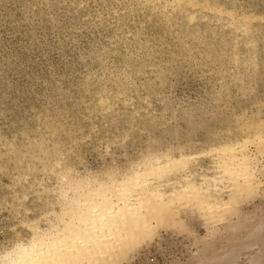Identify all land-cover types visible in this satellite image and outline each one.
I'll list each match as a JSON object with an SVG mask.
<instances>
[{"label": "rangeland", "instance_id": "rangeland-1", "mask_svg": "<svg viewBox=\"0 0 264 264\" xmlns=\"http://www.w3.org/2000/svg\"><path fill=\"white\" fill-rule=\"evenodd\" d=\"M192 2L0 0V253L59 210L42 191L55 174L25 157L34 166L21 179L8 161L31 139L56 141L69 168L102 176L264 121V0ZM49 124L52 138L41 133ZM255 198L231 233L209 236L191 217L198 237L161 231L119 264H264V194Z\"/></svg>", "mask_w": 264, "mask_h": 264}, {"label": "bare ground", "instance_id": "bare-ground-1", "mask_svg": "<svg viewBox=\"0 0 264 264\" xmlns=\"http://www.w3.org/2000/svg\"><path fill=\"white\" fill-rule=\"evenodd\" d=\"M175 1L182 2L184 5H190L191 7H195L194 5H196L192 0ZM55 127V125H45L41 133L48 132L49 137L52 138V135L57 132L58 126L57 128ZM262 127H264V121H260L256 124L252 122L251 125L243 127L245 129L242 130V135L236 139L234 137V140L224 138L226 135L223 133V135H217V141L214 142L213 140H215V137L200 145L192 141L186 145L184 144V146L169 148L163 153L150 154L141 158V160L138 159L139 161L136 163L131 162L132 165L128 168L126 167L121 173L116 172L115 169L112 168V170L110 169L108 173L105 172V175L102 176L94 175L86 170L84 175H79L74 169L72 170L69 168L66 158L63 157V154L59 150V148L61 149L62 147L58 148L57 143H55L56 141L53 139V141H51L52 145L50 144L51 147H47L48 143L45 144L47 141H45L42 136H37L33 141H31V139L26 146L22 145L21 151L13 153L8 161L14 165V169L22 167L24 170V167L28 166L29 168L33 164L22 163V160L25 157H31L30 162H34L35 166L36 164L42 166V171L44 173L51 171L52 174H55V187L48 189V187L45 188L43 186L44 188L42 191L45 194H49V192L53 194L59 210L51 212L50 215L52 217H50V220H47L44 229L37 226V221L36 224H30L28 226V232L30 234L28 240L25 242H17L15 245L11 244L13 247L1 252L0 264H28L30 260L35 259L31 252L33 237L48 236L54 239L59 238V234L66 226V220L71 219V217L66 216V209L68 207H74L77 204H82L85 201L89 204L100 203L107 205V211L104 213L107 219L102 220L99 216L96 217V231L94 232V236L96 237L97 252L103 253L99 255L98 258L107 261L108 264H113L114 261L116 264L122 261L126 262L136 251L150 244L161 231L172 230L175 231V233L177 231L181 234H188V236L190 234L193 237H198L194 236V232V234H192V232L189 233L188 221L191 217L199 219L204 229L203 232L206 231L209 236H213L216 230H218L216 233L219 232L220 227L227 228L226 230L231 233L230 230L234 229H231L233 222H239L240 224L244 216L241 214L242 212H240L242 204L245 201L256 199V196L258 198L260 194H264V189H261L259 179H257L256 189L254 191H249L244 179L246 168L249 163L248 158L249 156L255 155V143L246 144L245 142L255 141ZM45 128L48 130L44 131ZM175 144L177 145V143ZM1 148L2 147H0V149ZM249 148H252L253 151L249 152ZM32 153H36L37 155L33 154L31 156L30 154ZM19 154H21L20 157L16 158ZM180 161H183L182 166L177 163ZM2 162L4 164V161ZM3 164L0 168L4 167ZM53 169H56V171ZM25 170L26 173L19 176L21 179L28 177L29 171L27 168H25ZM136 180L141 181V184H147L148 190H145L143 187L137 189L135 185ZM36 181L37 180H35V182ZM125 181L130 182V186L133 190L138 191L139 195L142 197L146 209L143 216H139V201L133 200L131 204H129L128 201L119 199L113 200L115 189L120 187ZM31 188H33L32 185ZM191 193H198L199 199L192 197ZM113 205L115 206L113 207ZM127 207L134 208L137 213L136 220H133L132 216L127 213ZM149 208H151V211H148ZM44 216L46 217L47 215ZM245 217H243V219H245ZM259 220H261V218ZM146 225L147 228L145 227ZM248 226L252 227L250 225ZM263 226L264 224H262V227ZM250 229L248 230L252 234ZM133 230H135L134 234L136 239H133ZM226 230L223 229L222 231ZM235 231L236 230H234V232ZM252 235L256 236V234ZM249 239H251V237L248 238V240ZM201 243L199 244L201 245ZM194 244L195 243H193V246ZM239 247L240 246H238V249ZM241 247L244 248V244ZM25 249L28 250L27 253L24 251ZM226 250L227 249H225V251ZM257 254L255 253V255ZM227 262L229 261H226V263Z\"/></svg>", "mask_w": 264, "mask_h": 264}, {"label": "snow or ice", "instance_id": "snow-or-ice-1", "mask_svg": "<svg viewBox=\"0 0 264 264\" xmlns=\"http://www.w3.org/2000/svg\"><path fill=\"white\" fill-rule=\"evenodd\" d=\"M245 143H255V155L249 156V163L244 175L246 186L249 191H254L257 179H259L260 187L264 189V127L256 136L255 141H246ZM248 151L252 152L253 149L249 148ZM177 163L182 166L183 161ZM135 185L137 189L143 187L148 190L147 184H141L139 180L135 181ZM191 196L199 199L198 193H191ZM117 199L128 201L129 204L133 200L139 201V216L144 215L146 209L143 199L138 191L133 190L130 182L125 181L115 189L113 200ZM126 210L133 220L137 219V213L133 207H127ZM106 211V204H89L87 201L74 207H68L66 216L71 219L66 220V226L59 234V238L33 237L31 252L35 259L30 260L28 264H108L107 261L98 258L103 253L97 252L96 237L94 236L96 217L99 216L102 220L107 219V216L104 215ZM148 211H151V208ZM145 227L147 228V225ZM134 233L135 230H133V239H136ZM24 251L27 253L28 250ZM113 264L116 262L114 261Z\"/></svg>", "mask_w": 264, "mask_h": 264}]
</instances>
